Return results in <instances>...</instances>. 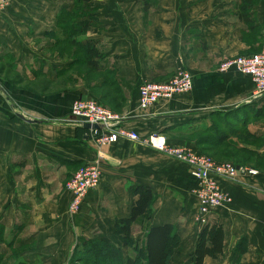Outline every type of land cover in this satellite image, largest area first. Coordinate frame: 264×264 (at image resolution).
I'll use <instances>...</instances> for the list:
<instances>
[{"label": "crops", "instance_id": "0c3cea01", "mask_svg": "<svg viewBox=\"0 0 264 264\" xmlns=\"http://www.w3.org/2000/svg\"><path fill=\"white\" fill-rule=\"evenodd\" d=\"M2 1L0 56L10 54L24 76L40 66L51 73L62 67L65 61L48 49L52 41L44 35L56 30V15L71 1ZM144 1L139 0L135 16H107L93 0L97 16L82 20L90 27L80 37L95 42L103 66L116 69L128 100L119 113L125 117L123 127L141 141L120 139L98 149L91 131L71 115L76 100H97L84 88L39 96L0 79V237L13 233L8 249L17 239L35 241L36 255L64 259L81 239L118 244L115 221L130 217L137 200L134 190L142 185L153 191L155 201L133 226L135 239L143 240L151 227L173 225L181 243L171 264H195L204 226L196 221L191 170L143 141L160 137L169 147L199 153L187 135L194 127L207 126L213 112L264 106V96L252 97L250 77L219 71L227 59L253 55L258 44L253 45L250 26L234 16L239 0H153L147 16ZM252 8L263 35L262 51L264 0H252ZM178 70L192 74L193 89L142 110L139 87L168 82ZM249 129L264 136V122ZM96 161L102 169L100 185L72 218L66 184L81 167ZM219 185L233 199L210 216V224L224 230L223 255L208 257L204 264H264V173L220 180ZM244 240L247 251L236 261V249Z\"/></svg>", "mask_w": 264, "mask_h": 264}, {"label": "trees", "instance_id": "16d2710c", "mask_svg": "<svg viewBox=\"0 0 264 264\" xmlns=\"http://www.w3.org/2000/svg\"><path fill=\"white\" fill-rule=\"evenodd\" d=\"M70 7H63L56 15V30L46 33L52 43L48 49L57 53L65 61L64 65L53 73L40 66L30 70L27 75L17 71L16 64L10 54L0 56V79L13 87L39 96L68 94L77 88L92 92L96 101L121 113L127 107V97L121 89L120 78L116 69L101 64L104 56L95 42H83L90 22L82 24L88 15L86 6L93 7V0H70ZM153 0H145L142 4L144 16H147ZM93 10V9H92ZM234 16L247 23L252 29L253 55L259 54L262 44V31L255 20L252 0H239ZM92 18V17H91ZM91 20V19H90ZM254 47V46H253ZM209 124L194 127L188 137L195 143L200 153L210 156L218 162H231L236 167H252L264 173V136L257 131H250L249 125L257 126L264 122V106H243L230 112H213L208 118ZM253 147V148H252ZM137 197L130 217L115 221V234L119 245L96 239H82L75 246L80 259H92L99 264H171V259L181 243V239L173 225L151 227L147 230L142 244L133 236V226L138 224L151 209L155 201L153 191L139 185L135 188ZM16 241L9 245L14 246ZM133 251V255L127 252ZM224 230L217 224L204 226L193 254L195 264H204L206 258L218 259L223 255ZM247 251L244 241L236 249V261ZM87 263V262H86Z\"/></svg>", "mask_w": 264, "mask_h": 264}, {"label": "built area", "instance_id": "2783aa9c", "mask_svg": "<svg viewBox=\"0 0 264 264\" xmlns=\"http://www.w3.org/2000/svg\"><path fill=\"white\" fill-rule=\"evenodd\" d=\"M6 1H2L4 4ZM221 73L236 72L251 78L254 84L253 97L264 96V50L251 56H238L223 61ZM193 77L187 70H178L173 78L165 83L144 82L139 87V106L146 110L160 101L172 100L177 95L189 93L193 89ZM71 115L86 126L93 135L98 149L117 143L120 139L141 141L140 137L123 127L125 117L100 105L96 100H76L71 106ZM164 154L185 163L195 181V196L198 201L196 221L206 226L210 216L218 209L232 204L231 196L223 192L219 181H234L240 175L257 176L255 169L217 163L211 158L187 147H169L163 138L151 136L143 141ZM102 169L99 161L81 167L67 182L66 190L71 194L69 214L76 217L89 194L100 185Z\"/></svg>", "mask_w": 264, "mask_h": 264}, {"label": "rangeland", "instance_id": "374dc122", "mask_svg": "<svg viewBox=\"0 0 264 264\" xmlns=\"http://www.w3.org/2000/svg\"><path fill=\"white\" fill-rule=\"evenodd\" d=\"M98 1L99 0H96L97 5H101L102 8H105L106 11L110 12V13L107 12V16H135L134 9L136 8V5L141 6L139 0H101V2ZM86 10L88 15L98 11L96 7L94 8H92V6L90 7V4L86 6ZM93 16H97L96 13ZM205 156L211 158L208 155ZM215 162L221 164L234 165L231 162H218V161ZM243 168L254 169L248 166L247 167L244 166ZM134 234L135 233H133V236ZM9 238H14L13 233L6 234L5 236L2 234V236L0 237V264H99L96 262L92 263L93 262L92 259H88V260L80 259L79 253L76 252L75 247L71 250L70 256L64 259L60 257H42L36 255V252H34V246H36L35 241L21 242L22 240L17 239L15 245L8 249L7 243ZM139 241L142 244L143 240H139ZM78 242H80V240ZM117 245H119V242ZM128 251L131 256H134L133 255L134 253L131 249H127V252Z\"/></svg>", "mask_w": 264, "mask_h": 264}]
</instances>
